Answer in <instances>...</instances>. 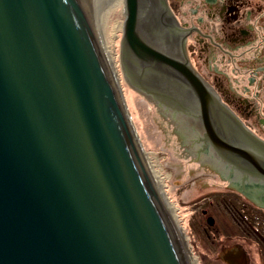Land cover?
Returning a JSON list of instances; mask_svg holds the SVG:
<instances>
[{
  "label": "water",
  "instance_id": "water-1",
  "mask_svg": "<svg viewBox=\"0 0 264 264\" xmlns=\"http://www.w3.org/2000/svg\"><path fill=\"white\" fill-rule=\"evenodd\" d=\"M142 3L0 0V264H192L116 74L117 28L129 85L140 72L172 101L189 86L216 150L250 158L217 134L210 114L228 110Z\"/></svg>",
  "mask_w": 264,
  "mask_h": 264
},
{
  "label": "flooded vegetation",
  "instance_id": "flooded-vegetation-1",
  "mask_svg": "<svg viewBox=\"0 0 264 264\" xmlns=\"http://www.w3.org/2000/svg\"><path fill=\"white\" fill-rule=\"evenodd\" d=\"M142 4L143 12L156 14L165 51L204 83L211 110L216 103L228 110L221 118L210 114L217 134L250 154L228 159L216 150L192 88L176 81L184 96L173 95L172 101L158 82L137 72L136 85L152 87L153 102L168 113L186 154L199 164L196 173H211L225 184L212 196L197 198L194 208L200 212L187 223L192 256L198 264H264V0Z\"/></svg>",
  "mask_w": 264,
  "mask_h": 264
},
{
  "label": "rangeland",
  "instance_id": "rangeland-1",
  "mask_svg": "<svg viewBox=\"0 0 264 264\" xmlns=\"http://www.w3.org/2000/svg\"><path fill=\"white\" fill-rule=\"evenodd\" d=\"M116 54L122 92L140 145L145 152H149L164 177L170 201L179 207V223L188 237V220L193 213L200 212V208H194L197 198L201 195L202 198L212 196L218 190L224 189L225 184L211 173H196L199 164L186 154L187 147L176 133V126L169 119L168 113L155 105L152 96H147L142 89L129 85L122 71L121 30L118 28ZM200 177L204 178L199 180ZM195 181L197 183L193 184Z\"/></svg>",
  "mask_w": 264,
  "mask_h": 264
},
{
  "label": "bare ground",
  "instance_id": "bare-ground-1",
  "mask_svg": "<svg viewBox=\"0 0 264 264\" xmlns=\"http://www.w3.org/2000/svg\"><path fill=\"white\" fill-rule=\"evenodd\" d=\"M118 29L121 30V28H118ZM116 59H117V54H116ZM117 63H118V62H117V60H116V74H117V77H118V80H119V83H120V86H121V89H122V85H121V77H120V74H119V71H118ZM141 148H142V146H141ZM142 151L145 152L143 148H142ZM159 172H160V171H159ZM160 174H161V173H160ZM161 175H162V174H161ZM162 177H163V176H162ZM163 179H164V177H163ZM170 202H171V201H170ZM171 205H172V208H173V212H174V215H175V218H176V222H177V225H178V228H179L180 235H181V237L187 242L188 246H190V245H189V239H188V237L186 236L185 232L183 231V227H182V226L180 225V223H179L180 221H179V218H178V215H177V211L179 210V207L177 206V204L172 203V202H171ZM188 250H189V254H190L191 263H192V264H198L196 258L192 256V253H191V251H190L189 248H188Z\"/></svg>",
  "mask_w": 264,
  "mask_h": 264
}]
</instances>
